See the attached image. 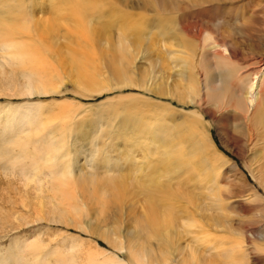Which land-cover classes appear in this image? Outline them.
I'll return each mask as SVG.
<instances>
[{
    "label": "bare ground",
    "instance_id": "1",
    "mask_svg": "<svg viewBox=\"0 0 264 264\" xmlns=\"http://www.w3.org/2000/svg\"><path fill=\"white\" fill-rule=\"evenodd\" d=\"M155 1L159 7V10L156 11L158 14L155 15L156 23L158 24L157 27L160 28L163 27L164 24L169 23L174 24L173 21L171 23L166 20V17L179 14V35L181 36L179 39V54H190L191 60L193 57H197L196 59H198L197 61L203 70L202 82H198L196 78V81L190 82V85H184L182 87L183 89L179 87L180 92H182L177 99L179 104L182 107L186 104L192 105L194 106L193 108H195L196 104V106L199 107L203 105L210 108L211 106L218 111H224V114L234 121V123H232V131L240 134V138H242L243 141L240 140L245 146V149L244 147H240L243 145H240L241 142L237 140V142L235 141L231 144L232 147L230 148V152L244 161L246 166L245 171L264 192V29L259 31L257 35L253 34L249 36L246 34L250 32L246 28H251L253 24H260L264 27V0H179V3L177 0ZM78 4H80V2ZM83 4L84 2H81V5ZM18 10L19 9H16L17 12ZM66 10H68L66 12L73 14V11L70 12L68 8H66ZM160 11L161 13H159ZM94 12L96 13L95 10ZM6 14L9 16L11 13L8 12ZM98 14H100V12ZM19 15H21L25 21L29 17L27 10L19 11ZM195 15L199 16L201 24H196L197 21L195 23L192 19L190 20L192 24H188V22H190L189 19L193 18ZM91 21L92 20H90V22ZM13 23L15 24L18 22L16 21ZM208 24H212L213 26L218 25L219 29L216 30L217 33L212 32ZM93 29L94 28H88L85 33L88 36L92 35L91 30ZM161 31L162 30L159 29L158 33L160 32L161 34ZM95 33L97 34L96 31ZM30 34L31 32L27 26V22H23L20 26L18 24L0 23V97L18 98L30 101L33 97H46L56 94L60 92L63 86V79L59 77V74L53 73L54 70H51V62L41 54L43 52L39 51L41 50L40 47L34 45L32 42L20 41L17 38L20 35L27 36ZM120 34L119 32V36ZM242 34H246L244 37H247V39H245L246 50L250 52V55L256 56L248 61V64L253 66H251L252 73L248 72L249 74L241 79V77L238 76L239 70L236 67L237 65L235 66V63L229 58L231 54L228 58H224L220 56L219 52H224L231 44L236 45L237 42L229 38H234L235 35ZM34 37L36 38V36ZM237 46H239V44ZM115 48L117 49L116 54L119 55L120 58H125L127 52L126 48L120 44L119 47ZM46 54L48 55L47 52ZM208 54H212V59H215L214 67H211L210 63L206 61ZM191 60L188 58V60L183 62L185 65L190 66ZM233 60H235V58H233ZM118 61L119 60H114L115 63L113 64L114 78L121 83L129 82L130 76L128 75L127 69L123 67L124 65H120ZM193 77L195 79V76ZM188 82L189 81L186 83ZM81 83L86 86H91L92 81L83 80ZM186 97L189 99L188 102L184 100ZM168 104L164 105L160 101H157L155 104L153 103L152 105L155 107V113L150 112L148 115L145 114V117H148L146 119L150 122L149 124L151 127H145L147 124L142 126V121H140L141 125L139 129L137 128V134L134 135L133 133L129 138L127 137L128 139L122 140L123 144H121L124 146L123 149H125L123 151L125 152L127 150L128 152L126 147H131L132 150L130 149L129 151L132 153L131 156L128 155V153L120 151L117 152L118 154L116 153L117 157L114 163L111 162L113 159L110 157V161L103 160L104 163L102 161L104 165L103 169L112 165L121 175H123L122 170L126 168L128 172L130 171L128 176H133V183L137 186V192L134 190L136 195L133 194V201L129 203V208L126 207L125 214H123L130 226L125 233L123 235L122 233H113L108 230L109 228L106 226L100 227V229L97 228V231L92 232L102 237L108 246H115V250H119L125 256V260H120V258L115 257V254V256H113L105 249H101L97 246L93 247L94 245L92 244L93 246H87L84 252L81 250L82 255L83 253L85 255V259L81 262L78 260V262L74 254L77 251L80 252V249H82L84 245V242L80 240V242L67 248L69 249L68 251L63 250L64 252L62 251V253L55 252L58 247H56L55 250L53 249L54 252L52 250L51 254L54 257L56 256V258L53 263L48 264H249L246 263V259H253L254 257H258V259H254L253 264H264V251L263 254H260V249L258 247L254 244H248L245 240L239 238L241 236V233L238 232L239 229L235 230L232 228V220L224 213L225 210L223 208L224 201H229L232 206H238L243 210L248 209L247 207L251 209L255 204L257 206H264L262 196H260L254 188H248L249 190H247L249 193H247L243 189H239L241 187H237V189L233 185V187L228 190V195L222 199L219 196L221 185L227 184L228 182L226 181L230 178L232 179L236 175L242 178V181H240L241 185L242 182L245 184V180L243 179L245 177L244 173L237 168L236 164L230 163L227 164L228 166L225 164L227 167L223 165L224 168L215 164L217 162L216 159H222L221 157L223 155L218 151L213 142L209 130L212 123L208 124V122L203 119V111L200 113L196 110H184L185 118L183 122L179 119L181 123L175 125L163 119L155 118H153L154 121L151 123V116L162 117V113H169ZM33 105H35V102H28L20 105L4 104V107L7 109L14 107V112L8 116L9 126L11 127L15 124L21 130L18 132L19 134L15 136V142L17 144H23V146L30 142L38 145L41 143V145H43V151L41 152L40 148L37 151H40L37 161L35 159L37 157L34 156L35 158H31L32 155H30L31 157L28 158L23 154V161L19 162L21 159L18 160V158H16L18 161L14 163L12 167L14 170L12 169V171L20 173V178L18 180L20 181L21 179L23 187L29 188V186H32L34 192L38 194V205L40 207L37 210L38 213L45 209L48 219L54 222V225L55 223H65L67 227L66 223H69L70 226L68 227H71V224H73L76 228L89 232L91 227L89 225L86 226V224L91 223V220L93 218L95 219V216L91 215L88 209L90 206L88 207L84 202V200H86V195L84 193L86 192H82L83 189L80 188L78 183L80 179L90 186L94 179L100 176L99 174L98 177L96 176L92 165V161L95 159L98 151H93L96 149L90 146L93 142L90 141L89 150H93L85 155L84 167L82 169H75V164L78 162L75 157L83 155L85 150H79L77 154L74 153L76 156H72L73 153L66 148V140L68 139L64 137L65 134L63 135V132L60 130L67 123L64 121H66L68 116H65L64 120L63 114L69 112L71 105L68 106L69 104L63 102V104L58 107L60 114H62V119L60 118L62 124L57 123V129H53L51 126L53 130L46 128L49 124L52 125V123L47 124L41 120V116H43L41 112L43 110L39 112V108L38 110L34 109V107L31 108ZM140 108L141 107H139V109ZM180 110L183 111V109ZM52 116L54 115L52 114ZM37 117H39L38 126L36 124L37 127L32 129L30 125H32L33 122L30 121L29 118L36 119ZM54 119H57V117ZM132 122L133 125H128L135 127L137 123L134 125V121ZM100 123L104 124L102 122ZM84 124L85 123H83V125ZM122 125L123 124H121V126ZM62 130L64 131V129ZM123 130L124 127L122 126V131ZM95 140L94 144L95 142L97 143L99 137L98 140ZM7 145H9V143ZM85 146L87 147V145ZM134 147L135 149H133ZM97 148H99V146ZM37 154L35 155L37 156ZM25 161H27V164ZM26 167L27 169L29 168V170H27ZM165 174L170 178L169 182L167 181L166 183H164L162 179ZM130 181H132V179ZM171 187H175L178 190L182 188L184 190H179L178 196H174L172 192H170L172 196L168 194L169 188ZM189 188L191 189L186 193L185 190ZM172 189L174 190V188ZM31 194L33 193L31 192ZM89 200L88 198V202ZM102 200L103 199L98 201H101L102 205L100 203V206L105 208L108 204L104 205ZM24 203L23 205H25ZM33 206L35 207L36 205ZM91 207L93 208V205ZM110 207L111 206H108L106 208L110 209ZM33 212L34 210L32 213ZM106 220L107 219H105V221ZM99 221L100 219L97 222ZM106 223L107 222H105V224ZM106 225H108V223ZM229 231L235 233L234 235L236 237L227 239L225 238L226 236L222 235V232L227 233ZM13 244L15 245V242ZM25 244L26 247H22L23 249L25 247L27 252L30 251L31 253V251H33L35 254L40 252L38 249L39 245L35 239H31L30 241L28 239V241H25ZM68 246H70V244ZM62 248L63 247H61L60 250H62ZM45 249V251L48 252L47 246ZM50 250L49 252H51ZM60 250L58 249V251ZM262 250L263 249H261V251ZM43 252L41 253L43 254ZM8 253L10 252L8 251ZM41 253L40 255L42 256ZM52 255L50 257L47 253L46 258L49 256L50 258H48L52 260L54 258ZM46 258L43 256V259ZM1 259L3 260V258H0V260ZM10 259L11 261L13 259L15 260L11 255ZM14 260L13 263L15 262ZM18 262L20 263V259ZM34 262L35 260H33V262L31 261V264ZM2 264H5V261H2ZM45 264H47V262Z\"/></svg>",
    "mask_w": 264,
    "mask_h": 264
},
{
    "label": "rangeland",
    "instance_id": "2",
    "mask_svg": "<svg viewBox=\"0 0 264 264\" xmlns=\"http://www.w3.org/2000/svg\"><path fill=\"white\" fill-rule=\"evenodd\" d=\"M17 1L20 2L18 3ZM79 2L80 4H78ZM81 2H84V4L81 5ZM177 2L179 3V0H177ZM156 3L157 2L155 0H0V23L13 25L18 24L20 26L23 22H27V26L31 32V37L30 35H20L17 37L18 40L24 42L29 41L34 43V45L39 46L41 49L39 51L43 52L41 54H43V56L51 62V70H54L53 73L59 74V77H61L64 81L60 92L53 95H48L46 97H33V99L30 101L18 98L15 99L0 97V161H2L0 162V258H3V260H0L1 264L2 261H5V264H31V261L33 262V260H35L33 264H45L46 262L47 264L53 263L56 258V256L54 257L51 254L53 249L55 250L56 247H58L60 250V248L63 247L64 249L62 248L60 251H58V249L57 251L55 250V252L62 253L63 250L68 251L69 249L67 248L71 247V245L76 244L77 242H80V240L84 242V245L82 249H80V252L77 251L75 252L76 255L74 254L77 261L80 260L81 262L85 259L84 253L83 256L81 252H84L87 246L90 245L105 249L113 256L116 255L115 257L120 258V260H125V256L119 250H115V246H108L102 237H100L97 233L94 234L92 232L97 231V228L100 229V227L106 226L109 228L107 229L113 233H122V235L125 233V231L130 226L124 217L125 215L123 216V214H125L124 212L127 208H129V203H132L134 195H136L134 190L137 192V186L133 183V176H128L130 171L128 172L126 168H124V170H122L123 175H121L119 174V171L112 165L103 169V160L110 161V158H112L113 160H111V162L114 163L117 157L116 155L118 154L117 152L120 151L123 153H128L130 156L132 155V153L129 152L131 147H126L128 152L127 150L125 152L123 151L125 149H123L124 146L122 145V140L128 139L133 133L134 135L137 134V130L141 125L140 121H142V126L145 124H147L145 127L150 126V122H148L146 119L148 117L145 116L150 112L155 113V107L152 104H155L157 101H160L164 105L169 103V106L167 107L170 111L168 114L162 113V117L151 116V123L154 121L153 118L163 119L174 125L181 123V121L179 122V119L183 122V119L185 118V111L189 110H196L200 113L203 111V119L208 122V124L212 123L211 127L209 128L211 137L218 151L224 156L221 157L222 159H216L217 162L215 164H218V166L220 165V167H223V165L224 167H227V164L230 163L234 165L236 164L237 168L242 173H244L246 177L245 178L242 176L245 180V184L242 182L243 186L240 182L242 181V178H240L239 175L227 180V184L225 183V185H221L219 196L222 199L228 195V190L234 185L235 188L241 187L239 189H243L247 193H249L248 188H254V190L260 196H262L264 200L263 190L249 177L245 171L246 166L244 161L230 152V148L232 147L231 144H233L235 141L237 142V140H239V142H241L240 145H243V139L240 138V134L234 133L232 131V123H234V121L228 118V116L224 114V111H218L216 108L211 106L210 108L203 105L199 107L196 106V104L195 108H193L194 106L192 105L186 104L184 107H182L179 104L177 99L179 98V95L182 94V92L179 90V87L182 88L184 85H190V82H193L194 80L196 81V78L198 82H202L203 70L197 61L198 59H196L197 57H193L191 60L190 54H184L185 57L188 56L186 59L183 54H179V39L181 37L179 35V14L166 17V20L171 23L173 21L174 24L169 23L164 24L163 27H157L158 24L156 23L157 21L155 19V15L158 14L156 11L159 10V7ZM66 8H68L70 12L73 11V14L66 12L68 11ZM16 9H19L18 12ZM24 10H27L29 13V17L26 21L21 15H19V11ZM8 12L11 13L9 16L6 14ZM99 12L100 14H98ZM159 13H161V11ZM197 16L198 15L193 16V18H190L189 21L192 19L195 23L197 21L196 24L199 23L200 25L201 19L199 16ZM90 20L92 21L90 22ZM16 21L18 23L14 24L13 22ZM191 22L192 21L188 22V24H192ZM208 26L212 32H216V30L219 29L218 25H216L217 28L212 24H208ZM88 28H94L91 30L92 35L88 36L85 33V31L87 32ZM156 28L158 30H162L161 34L160 32L158 33ZM246 29L250 31L246 34L251 36L253 34L257 35L259 31L264 29V27L260 24H253L251 28ZM119 32L121 33L120 36ZM246 34H242L243 36L235 35L236 37L234 36V38H229L236 41L237 44H231L230 47H227L226 50L228 52L226 50H224V52H219L220 56L224 58H228L231 54L229 58L233 63H235V66L237 65L236 67L239 70L238 76H240L241 79L247 76V74L252 73L251 70L253 66L248 64V61L256 56L250 55V52L246 50L247 48L245 39H247V37H244ZM34 36H36V38ZM119 44L124 46L127 50L125 58H120L119 55L116 54L117 49L115 47H119ZM238 44L240 47L237 46ZM207 56L208 58L206 61L210 63L211 67H214L215 59H212V54H208ZM188 58L192 61L190 66L185 65L184 63L185 60H188ZM233 58H235V60H233ZM114 60H119L118 62L120 65H124L123 67L127 69L128 75L130 76L129 82L121 83L119 80L114 78ZM193 76H195V79ZM83 80L92 81L91 86H86L81 83ZM187 81L189 82L186 83ZM184 100L185 102L189 101L187 97ZM28 102H35V105L31 106V108L34 107L36 110L39 108V112L43 110L41 114L44 116V118L41 116V120L47 124L52 123V125L49 124L50 126L48 125L46 127L47 129L51 130L57 129L58 126L56 125L62 124V114H60L58 107L63 104V102L69 104L68 106L71 105L69 112L67 114H63V118L68 116L66 121H64L67 123L60 130L63 132V135L65 134L64 137L68 139L66 140V148L71 153H73L72 156H76L74 153L77 154L79 150H85L86 154L84 153V156L78 155L75 157L78 161L75 164V169H82L84 167L85 155L89 154V152L93 150L92 147V150H89V143H91L90 141H93L90 146H93V148L96 149L93 151H98L97 155L99 161L96 155L95 159L92 161V165L94 167L96 176L98 177V174L100 176L94 179L92 185L90 186L80 179L78 183L80 188L83 189L82 192H86L84 194L90 199L88 202V198L84 195L87 200H84V202L88 205V207L93 205V208H88L91 212V215L95 216V219L93 218L91 223L86 224V226L89 225L92 228H90L89 232L80 230L73 226V224H71V227H68L70 226L69 223H66L67 227L65 226V223H55L54 225V222H51L48 219L45 209L38 213L37 210L40 208L38 205V194L34 192L32 186H29V188L23 187L21 179L20 181L18 180L20 178V173H15L12 171L14 163L20 159L21 160L19 162L23 161V154L28 158L31 157L30 155H32L31 158L35 156L37 158H34L37 161L40 151H43V145H41V143L38 145L30 142L29 144L24 145L26 148L23 146V144H17L15 142V136L18 135V132L21 130L15 124L11 127L9 126L8 116L14 112V107L7 109L4 107V104L20 105ZM139 107L141 108L139 109ZM180 109H183V111ZM45 110L47 112L49 110V114ZM52 114L54 116H52ZM56 117L57 119H54ZM29 119L33 122V127L32 125H30V127L35 129L38 126L39 117L36 119ZM99 121L104 124H101ZM132 121H134V125L137 123L135 127L128 125H133ZM83 123L85 124L83 125ZM100 124L101 126L99 127ZM121 124H123L122 126L124 127L123 131ZM62 129H64V131ZM98 137L101 142L98 140ZM95 139L98 140L97 143L99 142L98 144L95 142L96 145L94 144V141H96ZM8 143L10 146H12L10 147L7 145ZM85 145H87V147ZM98 146L99 148H97ZM240 147H244L245 149L244 145ZM39 148L40 151L37 152ZM133 149H135V147ZM35 154H37V156ZM16 158H18V160ZM25 162L27 164V161ZM225 164L227 166H225ZM27 170H29V168ZM129 179H132V181ZM162 179L163 182L166 183L167 181L169 182L170 178L165 174ZM172 188H174V190ZM190 189L191 188L185 190V192L188 193ZM179 190L184 189L179 188ZM179 190L175 187H171L169 188V193H167L169 195L173 194L174 196H178ZM31 192L33 194H31ZM170 192H172V194ZM101 199H103L102 201L104 205L108 204L105 206V208L100 206L101 201L98 200ZM23 203L25 205H23ZM33 205H36V208ZM108 206H111L110 209L106 208ZM256 206V204L255 206L253 205L251 207L252 210L250 207H247L248 209L244 208L245 210H243L238 206H232L229 201L223 202V208L225 210L224 213L232 220V228L235 230L239 229L238 232L241 233L239 238H242L248 244H254L260 249V254H263L264 209L262 208H264V206ZM33 210L34 212L32 213ZM107 217L109 218V221ZM99 219V222L101 223L97 222ZM105 219L107 220L105 221ZM105 222H107L108 225H106L107 223L105 224ZM109 223L111 227L109 226ZM234 234L235 233L231 231L227 233L222 232V235L226 236L225 238L227 239H233L236 237ZM28 239L29 241L31 239H35L37 241L40 252L35 254L33 251H31V253L30 251H26L25 241H28ZM14 242L15 245L13 244ZM69 244L70 246H68ZM22 246H25L24 249ZM46 246L48 252L45 251ZM48 247L52 249L50 250ZM261 249L263 250L261 251ZM49 250L51 252H49ZM8 251L10 253H8ZM41 252H43V254ZM47 253L50 257L51 255L54 257L53 259L51 258L53 261L49 259V256V258H46ZM10 255L15 258V260L13 259L15 261L14 263L13 260L11 261L12 258L10 259ZM43 256L46 259H43ZM19 259L20 263L18 262ZM254 259H258V257H254L253 259L248 258L246 259V263L253 264Z\"/></svg>",
    "mask_w": 264,
    "mask_h": 264
}]
</instances>
